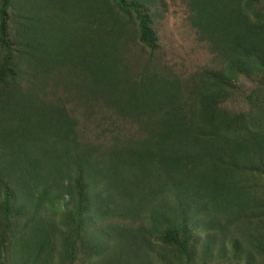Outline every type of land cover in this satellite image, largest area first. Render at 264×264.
<instances>
[{"label":"trees","instance_id":"1","mask_svg":"<svg viewBox=\"0 0 264 264\" xmlns=\"http://www.w3.org/2000/svg\"><path fill=\"white\" fill-rule=\"evenodd\" d=\"M156 3L0 0V264H264V0H188L189 79Z\"/></svg>","mask_w":264,"mask_h":264},{"label":"rangeland","instance_id":"2","mask_svg":"<svg viewBox=\"0 0 264 264\" xmlns=\"http://www.w3.org/2000/svg\"><path fill=\"white\" fill-rule=\"evenodd\" d=\"M153 11L163 49V62L169 76L189 79L200 68L213 65L214 57L208 45L198 39L196 29L190 24L188 0H157ZM95 117H91L90 113L80 116L83 137L96 138L103 131L113 129L112 117L108 113ZM120 126L125 127L124 124Z\"/></svg>","mask_w":264,"mask_h":264}]
</instances>
